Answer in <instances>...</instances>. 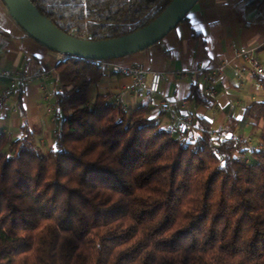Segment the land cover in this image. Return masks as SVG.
<instances>
[{
  "label": "trees",
  "instance_id": "obj_1",
  "mask_svg": "<svg viewBox=\"0 0 264 264\" xmlns=\"http://www.w3.org/2000/svg\"><path fill=\"white\" fill-rule=\"evenodd\" d=\"M30 2L62 33L107 41L145 28L172 0ZM103 73L82 59L55 67V149L23 124L5 153L0 130V264H264V151L247 163L246 146L226 138L262 125L264 148V103L216 139L199 117L175 136L145 106L90 102ZM189 101L213 106L197 86Z\"/></svg>",
  "mask_w": 264,
  "mask_h": 264
},
{
  "label": "crops",
  "instance_id": "obj_2",
  "mask_svg": "<svg viewBox=\"0 0 264 264\" xmlns=\"http://www.w3.org/2000/svg\"><path fill=\"white\" fill-rule=\"evenodd\" d=\"M248 56L264 70V0H199L163 40L113 62L159 72L162 83L158 94H148L135 87L130 77L109 71L90 87L89 101L106 95L127 112L145 106L148 119L156 120L175 136H182L195 117L210 122L217 134L228 120L242 121L252 104L264 103V77L250 68ZM60 62V56L21 30L0 0V74L14 72L33 77L29 84L14 91H9L8 82L0 79V99L5 96L0 100V130L8 141L5 149L21 137L23 124L35 131L43 151L55 149L59 119L53 97V71ZM219 67H224L222 77L214 73ZM193 86L204 96L213 92L215 98H209L213 106L189 101ZM261 126L241 125L237 133H249Z\"/></svg>",
  "mask_w": 264,
  "mask_h": 264
},
{
  "label": "water",
  "instance_id": "obj_3",
  "mask_svg": "<svg viewBox=\"0 0 264 264\" xmlns=\"http://www.w3.org/2000/svg\"><path fill=\"white\" fill-rule=\"evenodd\" d=\"M2 1L21 30L37 44L60 56L61 62L67 59L104 62L123 59L154 46L183 22L199 0H172L145 28L107 41L81 40L62 33L39 14L30 0Z\"/></svg>",
  "mask_w": 264,
  "mask_h": 264
},
{
  "label": "built area",
  "instance_id": "obj_4",
  "mask_svg": "<svg viewBox=\"0 0 264 264\" xmlns=\"http://www.w3.org/2000/svg\"><path fill=\"white\" fill-rule=\"evenodd\" d=\"M238 56H241L240 54ZM114 61L99 62V66L103 72H113L117 74H123L130 77L133 81V85L144 92L152 95H156L160 91L162 83V75L159 72H148L143 66L136 65L131 67H121L113 63ZM247 63L252 70L258 75L264 77V70L260 67L258 62L251 56H248ZM224 67H219L215 70L217 77H222ZM37 77V76H36ZM0 79H3L9 84V91L17 90L21 86H25L33 79L30 75H23L14 72H3L0 74ZM206 96L210 99L215 98V94L211 91L206 92ZM5 96L1 97L3 99ZM0 99V100H1ZM191 122H188L190 124Z\"/></svg>",
  "mask_w": 264,
  "mask_h": 264
},
{
  "label": "rangeland",
  "instance_id": "obj_5",
  "mask_svg": "<svg viewBox=\"0 0 264 264\" xmlns=\"http://www.w3.org/2000/svg\"><path fill=\"white\" fill-rule=\"evenodd\" d=\"M53 113V109L51 111ZM258 127V126H257ZM260 129V131H259ZM262 126L261 128H254L251 129L249 133L244 132V130H241L234 135H227L226 138L227 139H235L238 142L244 144L247 148V153L245 155L242 156V158L247 162L252 164V159L250 157V155L248 154L249 152H254V150H259V151H264V148H262L259 144V133L261 132ZM214 138H217V134L214 135ZM8 152V150H5V153Z\"/></svg>",
  "mask_w": 264,
  "mask_h": 264
}]
</instances>
